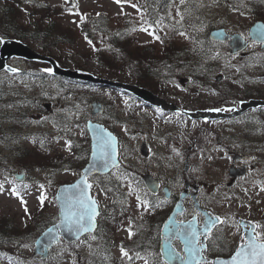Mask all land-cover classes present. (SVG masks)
Listing matches in <instances>:
<instances>
[{
	"label": "rangeland",
	"instance_id": "374dc122",
	"mask_svg": "<svg viewBox=\"0 0 264 264\" xmlns=\"http://www.w3.org/2000/svg\"><path fill=\"white\" fill-rule=\"evenodd\" d=\"M70 1L73 5H69ZM123 1L0 0V35L23 39L38 51L51 52L49 54L59 58L65 66L113 80L137 82L140 76L153 75L154 78H147V85H155L154 88L169 101L187 109L221 105L231 110L238 106L242 96L264 91V53L257 42L248 47L246 52L251 54L248 57L230 54L226 43L216 44L211 53L214 54L212 64L218 70L203 83L204 75L192 72L195 67L205 66L211 57H200L191 47L193 40L185 31L177 35L167 33V37L157 39L143 18L138 0ZM39 4H47V7ZM133 4L137 8H133ZM188 4V0L183 3L170 0L168 8L174 22L181 21L182 5L186 8ZM192 9L198 12L196 17L207 20L210 25L225 22L227 28L245 35L252 22L264 20V0H198ZM157 25L163 33L168 32L161 23ZM120 31L126 35H120L118 42L110 43V36ZM184 46L190 48L186 57L178 53ZM164 56L176 57L177 70L166 71L162 64ZM14 64L37 70L25 60ZM20 76L0 75V215H11V231L19 229L0 239L3 253L20 260L22 257L23 263L28 264H89L93 246L100 243L96 235L72 243L62 239L43 260L34 254L35 236L39 233L31 234V231L38 221L52 219L56 222L58 186L74 181L81 173V165L87 160L83 152L90 144L84 124L86 117L91 116L89 103L93 99L106 104L105 114L98 119L110 124L122 140V165L109 174L91 179L93 195L103 210L101 222L106 226L102 231L113 238V243L126 233L121 225L130 223L127 217L135 216V226L140 227L145 222H152L151 216L157 213H163V217L172 207L164 205L162 209H149L146 191L134 184V175L148 170L160 174L163 179L170 176L181 179L184 170L193 164L206 171L203 178H207L208 186L204 187L203 193L211 212L226 219L220 226L225 245L217 243L211 259L220 252L233 251L243 237L239 233L237 216H255L260 223L258 237L264 240V147L253 155L256 166L251 176L229 187L231 160L226 154L214 151L210 153V160L205 153L193 149L187 163L184 162L185 155L180 154V146L188 144L191 147L194 141L199 143L201 137L211 136L207 134L208 128L195 140L204 128L201 119L190 122L179 113H161L111 87L73 81L63 84L55 77ZM191 76L196 79L180 82L182 77ZM219 76L224 77L219 82L222 88L214 85ZM222 98H226L225 104L215 103L225 101L220 100ZM47 103H50V109L45 106ZM248 114L264 115V107ZM166 115L168 121L158 120L165 119ZM226 123L223 122L228 125ZM140 129L148 137L155 155L176 156V160L180 157L179 171L167 170L158 166L156 159L141 156L138 148L141 134L135 135ZM8 138L11 139L8 141ZM212 143L213 140L208 138L204 147L209 150ZM161 162L166 161L162 159ZM195 170L197 172V167ZM22 172L25 178L16 180L15 174ZM198 173L200 175V169ZM174 188L179 190L180 186L174 185ZM185 214L190 216L185 210L180 214L181 218H185ZM125 245L132 248V245ZM110 252L114 264H139V261L122 255L121 248L115 243ZM0 264L12 263L4 257L0 258Z\"/></svg>",
	"mask_w": 264,
	"mask_h": 264
},
{
	"label": "flooded vegetation",
	"instance_id": "af4514ba",
	"mask_svg": "<svg viewBox=\"0 0 264 264\" xmlns=\"http://www.w3.org/2000/svg\"><path fill=\"white\" fill-rule=\"evenodd\" d=\"M193 3H189L187 7L185 8L188 14L191 16L193 20H190L191 23H195L196 26V32L195 37H198L199 40H207L209 37L210 28H216V27H225L227 32L229 34L232 33H240L243 36H247L248 34H243L239 31H234L229 28H227L225 22L224 23H218V24H211V27L209 26L207 20H203L199 17H196L195 15L198 12H193L192 9ZM252 24V23H251ZM191 26V24H190ZM248 33V31H247ZM195 37H193V43L196 45L197 48H201V45L199 42L197 43L195 41ZM228 43V42H225ZM216 44H221V42L216 41ZM252 42H250V45ZM251 54L249 52L241 54V57H248ZM16 61V60H14ZM185 68V67H184ZM168 69L175 71L177 70L176 66L168 67ZM218 68L213 64H207L202 67H195L193 69L192 74L195 73H201L204 75V78H202V82L210 79L211 75L216 74V71ZM28 73L30 70L27 71ZM23 70L21 73H24V75H27L28 73ZM35 72V71H33ZM6 73V71L2 72L1 74ZM18 73V74H21ZM224 77H222L221 81ZM196 77L191 76L189 81L195 80ZM218 82H215V87L222 88ZM220 100H225L223 102H215L220 104L226 103V98H222ZM185 101V99H184ZM221 106V105H218ZM222 107V106H221ZM185 109V108H184ZM199 109H210V108H203L198 107L194 109H188V110H199ZM217 109H220L217 107ZM187 118V117H186ZM188 119V118H187ZM192 122V120H189ZM202 123V126L204 127L201 129L198 134H200L204 129H208L207 134H210L211 136H204L201 137L199 140V143H196V141L193 142V146H189V150H192L189 152V155L193 153V149H195L196 152H200L201 154L205 153L206 158L211 160L210 153H213L214 151L221 152L223 154H226L229 159L231 160L229 165V172H228V178L231 179V181L227 182V185L230 187L238 185L243 179H247L251 176L252 171L255 169L254 164V154L258 153L262 147H264V115L256 114H241V115H233L230 117H223V118H217V119H208L200 121ZM223 122H227L225 125ZM211 129V130H210ZM208 138L213 140V143L209 150L204 147L205 143L208 141ZM198 140V137L197 139ZM215 148V149H214ZM158 166L163 167L167 170L177 169L179 171L180 162L177 161L174 157L170 158V162H159L157 163ZM197 167V172H196ZM195 164L192 165L190 168L192 173L189 171V179L190 186L188 189H186V183L187 180L182 179H173L171 176L169 179H163L160 174H156L161 181V188L159 190L158 195H152L149 193V191L146 188L145 183L144 187L147 190L148 194L146 198H148L147 206L149 209H162L164 205H172L171 208L175 205V203L179 200V196L182 192H186L187 197L185 199L186 204V210L190 212V216L185 218H181L180 215L176 217V220L174 225H171L170 229L174 233L180 229L179 225L183 223L182 221H186L188 219H194L199 226V228L202 227V225L205 222V214L204 210L207 209L211 212L210 207L207 205V202L205 201V195L203 193V189L205 186H208V180L204 176L206 174L205 169H201L199 166H196ZM232 168H238V172L240 175L234 177L231 174ZM200 169L201 173L199 175L198 170ZM195 171V172H194ZM241 172H243L241 174ZM155 174V173H154ZM166 175V174H165ZM206 181V182H205ZM232 184V185H231ZM174 185H179L180 189L176 190L174 188ZM197 186V189L195 186ZM226 185V186H227ZM172 210V209H171ZM171 210L164 214V218L162 217L163 213H157L152 217V222H145L144 226L136 227L135 222L136 219L135 216L130 217L128 219L129 224H127V227L125 225L121 226L125 228L126 233L122 238L115 239L114 243L119 248H123L128 253V258H131L133 260L139 261V264H150L153 262V264H160L162 263L161 259V248H162V233H163V224L168 215L170 214ZM212 213V212H211ZM192 214V215H191ZM103 215V211H102ZM102 215L99 219V226L97 231L94 233V235L97 236L98 240L100 241V246L102 245L104 248L108 247L110 245H113V238L109 237L110 235H106L104 231V228L106 225H103L101 222ZM128 218V217H127ZM223 222L226 221L224 217ZM236 221L239 224V233L243 235V237L240 238L239 242L236 244V247L233 251H229L228 253L220 252L221 256L228 257L232 255V253L242 244L246 243L247 237L246 234L250 233V231H253L256 235H258V231L260 230V223L258 222V219L255 216H252L250 218H240L239 216L236 217ZM251 224V227L246 228L245 226ZM120 228V229H121ZM197 232V230H196ZM224 236V235H223ZM222 236V237H223ZM220 236V232H211L208 234H204V232H201L198 237L199 246L204 247L206 251V256L209 258V261L211 260V254L213 253V249L216 245V243L222 239ZM174 247L177 250L181 249V244L178 239H173L172 241ZM125 244L132 245V248L126 247ZM138 263V262H137Z\"/></svg>",
	"mask_w": 264,
	"mask_h": 264
},
{
	"label": "water",
	"instance_id": "95a60500",
	"mask_svg": "<svg viewBox=\"0 0 264 264\" xmlns=\"http://www.w3.org/2000/svg\"><path fill=\"white\" fill-rule=\"evenodd\" d=\"M225 30L224 29H217L214 30L212 33V38L214 39H227L228 36L225 35ZM251 36L252 38L264 42V22L263 21H258L256 22L253 27L251 28ZM231 53H237L238 51H241L247 46V43H243V39L239 34L233 35V39L231 40ZM264 50V45L262 46ZM1 56H0V71L2 69H8V70H13V68L7 64V59H9L12 56H22L26 57L28 59L32 60H38V61H45L49 62L52 65V70L51 72L54 74L62 75L65 76L69 79L72 80H80L84 82H91V83H99L105 86H112L116 88H121L126 91L133 92L137 97L150 102L154 105H159L164 108L170 109V110H178L179 107L175 106L174 104L168 103L164 98L154 94L151 92L149 89L144 88L142 86H139L137 84H131V83H125V82H119V81H114L106 78H102L99 76L94 75L93 73L90 72H83L80 70H74L71 68H64L61 67L58 62L53 59L52 57L44 56L36 51L31 50L28 46L22 44L20 41L16 40H7L4 42V45L2 46L1 50ZM242 110L243 111L245 108L251 107V106H258V105H264V100H252L250 102H244L243 103ZM92 107V115H98L103 113L104 111V104L100 101H93L91 103ZM240 111V112H241ZM225 113L223 112H212V111H199L196 113H191L193 117H209V116H220ZM226 115V114H225ZM88 131L91 137V154H90V159L89 162L85 165V167L82 170V175L73 183L70 184H62L59 186L57 194H56V200L57 204L59 207V221L54 223L53 225L49 226L46 228L43 233L36 239L35 241V253L36 254H41L42 258H46L49 254L50 249L54 246V244L61 239V236H63L67 241H76L78 240L81 236L86 235L89 232H93L96 227H97V216L99 215V205L97 203V200L95 197L92 196V183L89 181L88 177L90 175L94 174H105L110 172L113 168L117 167L120 165V160H119V139L118 137L109 129L107 128L104 124H101L97 121L89 120L88 124ZM100 136H103L105 139H108L111 137L114 141L115 144V152H114V159H115V165L111 162V160L108 162L107 167L104 165V160L101 159L100 157V150L98 147V139ZM141 150L144 155H147V143L144 142L141 145ZM87 176V181L90 187H86V195L90 197L91 199L96 201V211L97 215L94 218V228H92L90 231H79L77 232L75 229V226H72V229L70 230L69 224L65 220V212L68 209L69 206L75 204V200L77 197L80 196V189L76 187L82 179ZM18 179H24V174L17 175ZM144 180L148 186V188L153 192L157 193L159 190V179L150 174L146 173L144 176ZM185 197V194H182L180 202L177 203L172 216L169 219V223H172L174 216H176L177 212L182 206V200ZM210 219L211 218H216L213 216H208ZM207 218L205 221V224L210 220ZM221 220L217 221V224ZM168 225V224H167ZM168 227V226H167ZM191 227L192 225L189 226V224L184 225V231L176 233L172 232L171 235H168V233L165 231V237L168 239L163 241L162 244V255L164 260L168 264H193L192 261V255L189 252V248L194 246V241L198 240L199 233H201V229L197 228V235L196 237H192L190 235L191 233ZM204 229V228H203ZM204 234H207L208 232H205L204 230L202 231ZM253 232V231H251ZM250 232V233H251ZM164 237V238H165ZM170 237H178L182 244H183V250L185 253V257L180 254L174 247L172 246V240ZM259 242V241H258ZM201 251L202 248L200 247ZM236 253V252H235ZM234 253V254H235ZM233 254V255H234ZM232 255V256H233ZM231 256V257H232ZM231 257L229 258H216L212 264H222V262H229ZM201 259V262L206 261L207 259L200 256L198 257Z\"/></svg>",
	"mask_w": 264,
	"mask_h": 264
},
{
	"label": "snow or ice",
	"instance_id": "6c2138e0",
	"mask_svg": "<svg viewBox=\"0 0 264 264\" xmlns=\"http://www.w3.org/2000/svg\"><path fill=\"white\" fill-rule=\"evenodd\" d=\"M120 0H117L119 3ZM184 0H181L183 3ZM133 8H137V5L133 4ZM179 14V13H178ZM183 19V17H181ZM152 25H149L151 27ZM146 30V29H145ZM184 33H181L183 35ZM13 71H15L13 69ZM47 71H51L50 69ZM98 147L100 150V157L104 160V165L107 167L108 162L111 160L113 165H115L114 152L115 144L111 137L105 139L103 136H100L98 139ZM2 187V185H0ZM80 189V196L76 198L75 204L68 207L65 212V220L70 226H75L77 232L79 231H90L94 228L95 216L98 214L96 211V201L91 199L86 195V187H90L87 181V176H85L82 181L76 185ZM41 201L44 197L41 196ZM139 199V197H138ZM219 217L211 218L206 224L203 225L205 232H210L219 221ZM246 228L251 227V224L245 226ZM192 237H196L197 232L193 229L190 233ZM248 239L246 243H242L236 253L231 257L229 262H222V264H264V242H258L256 234L254 232L247 233ZM95 239V237H92ZM189 252L192 255L193 264H201V259L198 258L201 256V249L199 247V241H194V246L190 247ZM122 255L128 256V253L121 248Z\"/></svg>",
	"mask_w": 264,
	"mask_h": 264
},
{
	"label": "trees",
	"instance_id": "16d2710c",
	"mask_svg": "<svg viewBox=\"0 0 264 264\" xmlns=\"http://www.w3.org/2000/svg\"><path fill=\"white\" fill-rule=\"evenodd\" d=\"M149 23H152V21H149ZM120 37V35H119ZM115 40H117V38L115 37ZM119 41V40H118ZM117 41V42H118ZM210 43H212L213 41H208ZM204 48L205 50L207 51H210V49L206 46L202 47ZM147 49V48H146ZM149 49L151 51H153V48L149 47ZM189 51V49H188ZM139 76V75H138ZM151 77L154 78L153 75H150V74H147V75H143V76H140L138 77L137 79V82L141 85H147L149 82H148V77ZM157 78V77H156ZM61 82H63V79L62 78H59ZM152 83V82H151ZM152 85V84H151ZM87 139L88 138V135H87ZM84 156L87 158L88 154H89V146L87 145L84 152H83ZM86 161L83 162V164H85ZM82 166V165H81ZM10 216H1L0 215V228H1V231H0V238H5V237H8L10 235H12V233H17L19 231V229L17 228L16 230L14 231H11V226H9V222L11 221V219L9 218ZM52 222V219H49V220H42V221H38L36 222V225H35V228H33L34 230L31 231V234L32 233H40L45 227H47L49 224H51ZM94 256V255H93ZM7 257H10L11 260H17V264H28V263H23V259L21 257V260L20 258L19 259H15L13 256H11L10 254L7 255ZM90 264H101V261L99 260H93V257H92V261L90 262Z\"/></svg>",
	"mask_w": 264,
	"mask_h": 264
},
{
	"label": "bare ground",
	"instance_id": "6f19581e",
	"mask_svg": "<svg viewBox=\"0 0 264 264\" xmlns=\"http://www.w3.org/2000/svg\"><path fill=\"white\" fill-rule=\"evenodd\" d=\"M195 41H205V42H208V41H210V39H209V38H208L207 40H199V39H196ZM215 45H216V43L214 42V43H212V44L209 46V48H213V47H215ZM186 47H187V46H184V47L180 48V50L183 51V50L186 49ZM196 50H197V54H200V55H201L200 57H205V58H209V57H211V60H210V61H206V64H205V65H207V64H211V63L213 62V58H212V57H213L214 54H212L211 52L205 50L204 48H198V49H196ZM164 65H165V66H176V63H173L172 61H166ZM1 137H2V134L0 135V138H1ZM10 139H11V138H8V141H9Z\"/></svg>",
	"mask_w": 264,
	"mask_h": 264
}]
</instances>
